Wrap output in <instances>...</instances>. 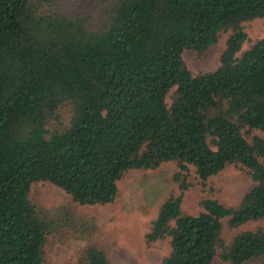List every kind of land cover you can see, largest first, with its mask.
I'll use <instances>...</instances> for the list:
<instances>
[{
	"label": "trees",
	"instance_id": "1",
	"mask_svg": "<svg viewBox=\"0 0 264 264\" xmlns=\"http://www.w3.org/2000/svg\"><path fill=\"white\" fill-rule=\"evenodd\" d=\"M254 20L264 0H0V264H51L33 184L105 206L127 172L170 162L178 193L145 237L169 239L157 264L264 259V139L252 135L264 133V39L238 57ZM223 34L219 68L193 75L183 53L202 57ZM230 166L253 182L240 205L205 195L185 212L192 169L210 192ZM250 223L263 225L224 237ZM77 264L110 261L91 246Z\"/></svg>",
	"mask_w": 264,
	"mask_h": 264
},
{
	"label": "rangeland",
	"instance_id": "2",
	"mask_svg": "<svg viewBox=\"0 0 264 264\" xmlns=\"http://www.w3.org/2000/svg\"><path fill=\"white\" fill-rule=\"evenodd\" d=\"M248 41L238 57L264 39V20H254L245 25ZM229 34L221 35L219 43L200 57L194 51H185L183 59L193 75L214 72L226 48ZM174 90L167 97L171 103ZM252 135L264 139V133ZM264 164V159H263ZM179 171L176 162L163 164L154 171H130L118 182L119 194L113 204L82 206L62 189L50 183H36L31 188V200L51 223L47 256L51 264H77L85 249L96 246L105 251L110 264H157L170 251L169 239L148 246L145 240L152 222L162 204L172 193H178L174 176ZM191 189L183 198L185 212L197 216L205 195L230 207H238L253 187L252 180L239 168L230 166L209 180L210 192H203L192 169ZM262 223H250L237 231H224L230 240L244 231H255ZM220 253V252H219ZM214 264L222 263L219 257ZM245 264H264V259H253Z\"/></svg>",
	"mask_w": 264,
	"mask_h": 264
}]
</instances>
